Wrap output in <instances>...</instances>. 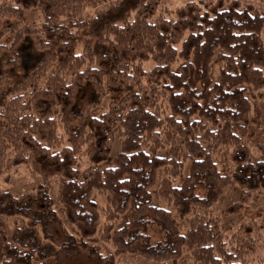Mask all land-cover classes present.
<instances>
[{
  "label": "trees",
  "instance_id": "obj_1",
  "mask_svg": "<svg viewBox=\"0 0 264 264\" xmlns=\"http://www.w3.org/2000/svg\"><path fill=\"white\" fill-rule=\"evenodd\" d=\"M157 4L0 5V19L42 14L39 27L0 30V36L14 33L9 44L0 43V164L10 150L12 165L26 164L44 179L60 177L58 202L76 232L62 226L44 184L18 197L2 191L0 264H45L71 247L104 264L123 254L176 263L183 249L193 264H249L261 247L256 222L228 236L207 209L228 185L242 192L227 213L264 190V14L237 0H199L166 17L156 16ZM147 62L152 66L145 68ZM106 99L107 109L97 113ZM248 144L259 151L257 159ZM226 147L230 175L212 157ZM83 158L88 166L80 170ZM94 193L109 195L101 209ZM155 194L187 222L185 233ZM9 217L26 222L11 232ZM53 225L64 239L59 243ZM96 236L113 252L88 242Z\"/></svg>",
  "mask_w": 264,
  "mask_h": 264
},
{
  "label": "rangeland",
  "instance_id": "obj_2",
  "mask_svg": "<svg viewBox=\"0 0 264 264\" xmlns=\"http://www.w3.org/2000/svg\"><path fill=\"white\" fill-rule=\"evenodd\" d=\"M9 0H0V5L3 2H8ZM108 2L110 0H107ZM197 2L199 0H158L157 8H156V16H171L173 15V11L176 8L183 6L188 2ZM232 1V0H226ZM241 6V8L251 6L254 12L264 14V0H237ZM106 2V1H105ZM105 2H102L100 5H96L95 7H86L85 14L93 15L96 9H100L102 6H105ZM42 22V14L34 11H25L23 15L14 14V15H4L0 19V30L6 28L8 26L16 25L17 29H22L25 26L30 27H39ZM14 38V33L6 32L0 36V43L9 44L11 40ZM177 65V64H176ZM175 65V66H176ZM151 62H147L144 64L145 68L151 67ZM214 75H216L217 68L214 67ZM246 96L251 101L252 107L256 103V99L251 97V91H247ZM109 105L108 100H104L101 106L95 111L98 113L101 110H106ZM260 132L264 135V126L259 127ZM118 148L117 143L113 145V152H116ZM248 149L251 157L253 159H257L259 157V151L253 144H248ZM230 151L229 147L223 148L219 153L214 154L213 160L216 163L218 170L223 173L230 175L233 171L234 164L230 160ZM12 153L8 150L4 156L3 162L0 164V192H10L12 195L16 197L21 194H25L28 192L36 191L37 187L40 184H44L48 188V194L52 197L57 216L60 218L62 222V226L67 230L69 234L76 236V232L72 226H70L64 218L63 210L58 202V190L61 182L60 177H49L42 178L41 176L35 174L30 166L26 164L12 165L11 164ZM109 162L104 163L102 165H108ZM88 166V162L86 159H81L80 170H84ZM242 190L236 185H228L224 188L223 193L217 199V201L207 209L208 212L217 216L220 221L221 230L226 235H230L235 232L241 224L246 222H256L258 231L260 233V238L262 245L260 248L256 250L255 253L249 256V264H255L259 261H264V190L257 192L256 194H250L245 202L242 203V207L235 213H227V207L239 200L240 194ZM93 199L96 201L98 208L101 209L109 201V195L106 194H93ZM154 202L162 207L168 208L177 219L179 223V229L182 233H185L187 230V222L184 219H180L176 213L174 208L166 203L163 199H161L157 194L154 195ZM126 216H122L116 224V227L124 221ZM26 220L20 217H9L5 218V223L9 231L16 227L23 226ZM50 232L54 234L55 241L59 243L61 240H64L58 231L57 225H53L50 227ZM101 230V228H100ZM100 232V231H99ZM98 232V234H99ZM42 238V234H40ZM95 248L101 251L103 254L112 253L113 246L111 243H103L99 241L98 236L90 239L88 241ZM47 259V260H46ZM44 261L45 264H104L97 263L94 259H92L85 250H77L75 247H71L67 250L60 251L56 256H49ZM193 264L192 257L183 249L181 257L178 259L176 263L172 261H158L154 259H148L142 256L134 255V254H123L115 257L114 264Z\"/></svg>",
  "mask_w": 264,
  "mask_h": 264
}]
</instances>
